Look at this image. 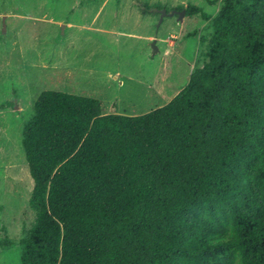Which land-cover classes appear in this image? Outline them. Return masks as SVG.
Masks as SVG:
<instances>
[{"label": "trees", "instance_id": "trees-1", "mask_svg": "<svg viewBox=\"0 0 264 264\" xmlns=\"http://www.w3.org/2000/svg\"><path fill=\"white\" fill-rule=\"evenodd\" d=\"M212 28L206 64L146 114L40 95L22 131L35 223L1 242L21 264H264V0H223Z\"/></svg>", "mask_w": 264, "mask_h": 264}, {"label": "rangeland", "instance_id": "rangeland-1", "mask_svg": "<svg viewBox=\"0 0 264 264\" xmlns=\"http://www.w3.org/2000/svg\"><path fill=\"white\" fill-rule=\"evenodd\" d=\"M222 2L0 0V227L6 229L0 264H21L22 247L1 242L17 245L36 219L22 131L40 95L89 97L100 100L105 113L127 116L168 104L208 61L212 21ZM191 6L202 13L182 21L175 15L161 23L156 11Z\"/></svg>", "mask_w": 264, "mask_h": 264}, {"label": "water", "instance_id": "water-1", "mask_svg": "<svg viewBox=\"0 0 264 264\" xmlns=\"http://www.w3.org/2000/svg\"><path fill=\"white\" fill-rule=\"evenodd\" d=\"M156 11H158L161 14V23H162V21L164 20V18L166 16H175V15H177L178 16V20L182 21L184 19V17L186 16V14H187V10L186 9L176 10V11H173L171 14H169L167 12V10H156ZM5 20H6V17L4 19V30L6 28ZM152 48L154 49V52H156L158 50L157 45H156V40L152 42Z\"/></svg>", "mask_w": 264, "mask_h": 264}, {"label": "crops", "instance_id": "crops-1", "mask_svg": "<svg viewBox=\"0 0 264 264\" xmlns=\"http://www.w3.org/2000/svg\"><path fill=\"white\" fill-rule=\"evenodd\" d=\"M162 40V39H161ZM158 44V43H157ZM160 48V47H159Z\"/></svg>", "mask_w": 264, "mask_h": 264}]
</instances>
